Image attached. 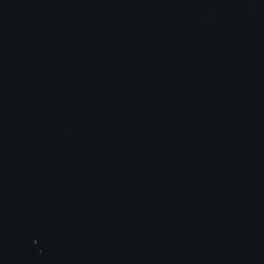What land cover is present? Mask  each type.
Here are the masks:
<instances>
[{"label":"water","instance_id":"obj_1","mask_svg":"<svg viewBox=\"0 0 264 264\" xmlns=\"http://www.w3.org/2000/svg\"><path fill=\"white\" fill-rule=\"evenodd\" d=\"M0 264H264V0H0Z\"/></svg>","mask_w":264,"mask_h":264}]
</instances>
